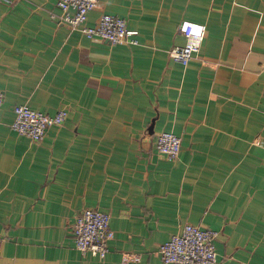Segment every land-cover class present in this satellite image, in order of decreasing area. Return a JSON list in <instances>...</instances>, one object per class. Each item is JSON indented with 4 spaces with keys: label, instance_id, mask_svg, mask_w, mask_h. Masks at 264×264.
<instances>
[{
    "label": "crops",
    "instance_id": "0c3cea01",
    "mask_svg": "<svg viewBox=\"0 0 264 264\" xmlns=\"http://www.w3.org/2000/svg\"><path fill=\"white\" fill-rule=\"evenodd\" d=\"M57 2H0V264H166L186 222L219 231L216 264H264V0H98L86 24L124 17L137 45L71 30ZM185 19L206 25L187 65ZM21 103L68 115L32 141ZM85 208L110 214L104 258L76 247Z\"/></svg>",
    "mask_w": 264,
    "mask_h": 264
},
{
    "label": "built area",
    "instance_id": "2783aa9c",
    "mask_svg": "<svg viewBox=\"0 0 264 264\" xmlns=\"http://www.w3.org/2000/svg\"><path fill=\"white\" fill-rule=\"evenodd\" d=\"M4 0H0L2 2ZM98 0H58L61 9L59 19L71 30H79L87 37L100 36L112 44H140V31L130 28L124 17L105 12L99 16L95 24L87 25L88 13L95 8ZM52 13V17H56ZM179 33L185 41L169 50L172 60L187 65L194 55L200 51L206 25L194 20H182ZM4 94L0 90V121ZM14 119L10 127L19 134L28 136L32 141L44 138L51 125H61L68 115L67 108H60L51 115L33 109L28 103L14 106ZM157 150L169 160L179 156L181 138L172 131H160L156 137ZM72 232L76 247L82 252H90L93 256L104 258L109 250L108 241L113 232L110 228V214L97 208H85L73 222ZM218 230L202 228L199 224L186 222L179 232L159 246V253L166 264H216L217 250L215 240Z\"/></svg>",
    "mask_w": 264,
    "mask_h": 264
}]
</instances>
